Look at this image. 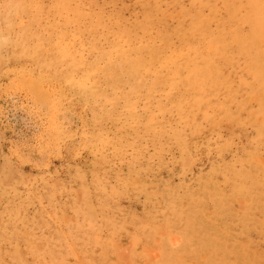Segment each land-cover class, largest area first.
<instances>
[{
    "label": "rangeland",
    "instance_id": "rangeland-1",
    "mask_svg": "<svg viewBox=\"0 0 264 264\" xmlns=\"http://www.w3.org/2000/svg\"><path fill=\"white\" fill-rule=\"evenodd\" d=\"M0 264H264V0H0Z\"/></svg>",
    "mask_w": 264,
    "mask_h": 264
}]
</instances>
